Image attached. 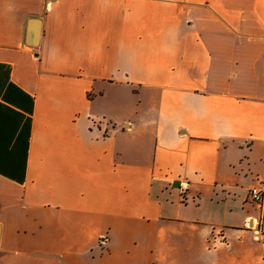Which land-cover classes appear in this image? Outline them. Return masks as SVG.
Returning <instances> with one entry per match:
<instances>
[{"label": "crops", "instance_id": "crops-1", "mask_svg": "<svg viewBox=\"0 0 264 264\" xmlns=\"http://www.w3.org/2000/svg\"><path fill=\"white\" fill-rule=\"evenodd\" d=\"M262 176L264 0H0V264H264Z\"/></svg>", "mask_w": 264, "mask_h": 264}, {"label": "rangeland", "instance_id": "rangeland-1", "mask_svg": "<svg viewBox=\"0 0 264 264\" xmlns=\"http://www.w3.org/2000/svg\"><path fill=\"white\" fill-rule=\"evenodd\" d=\"M261 180H263L262 183L264 184V176H262L261 178L253 179V183L249 185L248 188L259 186V183ZM243 204H244V207L247 208L251 212V215H252L251 219L254 222V225H250L248 223L247 226L245 227V230L251 232L252 236L256 237L259 242H264V210L261 211V209H258L254 204H252L249 201L247 191L245 192ZM238 215H241V211H239ZM252 220H249V222ZM212 243L222 244V245L225 244L226 238L224 237V234L222 232L217 233L216 237L213 238ZM263 262H264V258H263Z\"/></svg>", "mask_w": 264, "mask_h": 264}, {"label": "built area", "instance_id": "built-area-1", "mask_svg": "<svg viewBox=\"0 0 264 264\" xmlns=\"http://www.w3.org/2000/svg\"><path fill=\"white\" fill-rule=\"evenodd\" d=\"M249 201L261 211L264 210V185L252 187L248 190Z\"/></svg>", "mask_w": 264, "mask_h": 264}, {"label": "bare ground", "instance_id": "bare-ground-1", "mask_svg": "<svg viewBox=\"0 0 264 264\" xmlns=\"http://www.w3.org/2000/svg\"><path fill=\"white\" fill-rule=\"evenodd\" d=\"M252 224L251 225H254V222H253V220L252 221H250Z\"/></svg>", "mask_w": 264, "mask_h": 264}, {"label": "water", "instance_id": "water-1", "mask_svg": "<svg viewBox=\"0 0 264 264\" xmlns=\"http://www.w3.org/2000/svg\"><path fill=\"white\" fill-rule=\"evenodd\" d=\"M37 35H38V30H36V37H37Z\"/></svg>", "mask_w": 264, "mask_h": 264}]
</instances>
